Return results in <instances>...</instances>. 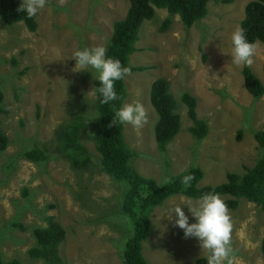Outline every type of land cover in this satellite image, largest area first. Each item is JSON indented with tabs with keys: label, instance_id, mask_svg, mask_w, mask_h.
Listing matches in <instances>:
<instances>
[{
	"label": "rangeland",
	"instance_id": "1",
	"mask_svg": "<svg viewBox=\"0 0 264 264\" xmlns=\"http://www.w3.org/2000/svg\"><path fill=\"white\" fill-rule=\"evenodd\" d=\"M251 0L209 1L207 14L185 26L178 14L157 8L145 19L129 56L131 66H146L124 77L125 103L140 102L147 123L140 129L123 124V136L135 152L132 162L144 176L163 183L166 178L199 167V187L226 180L227 172L242 174L263 155L254 132L264 130V95L252 96L243 83L242 68L232 63L231 33ZM129 0H48L35 16L31 32L22 22L7 24L0 17V90L5 113L0 129L8 145L0 151V260L45 264L29 257L35 245L32 230L47 225L52 215L65 230L58 246L63 264H122L121 251L132 234V222L121 204L127 182L107 174L93 140L98 122L94 69L72 72L77 49L107 47L113 22L123 18ZM168 25L162 29L165 20ZM249 66L264 84V45L255 41ZM167 79L180 117V128L160 150L154 137L157 114L150 103L153 80ZM183 92L196 98L197 117L207 134L189 132L192 121L181 100ZM77 112L85 126L80 135L89 163L74 169L57 150L56 130ZM96 117V118H95ZM46 150L47 159L31 162L22 156L32 147ZM223 200L227 195H219ZM182 200L173 194L150 210V233L142 241L146 264H195L206 257L196 237H185L170 209ZM229 209L233 222L234 264H264V211L245 198ZM189 223L196 218L182 205ZM14 224L25 227L21 229Z\"/></svg>",
	"mask_w": 264,
	"mask_h": 264
},
{
	"label": "trees",
	"instance_id": "2",
	"mask_svg": "<svg viewBox=\"0 0 264 264\" xmlns=\"http://www.w3.org/2000/svg\"><path fill=\"white\" fill-rule=\"evenodd\" d=\"M209 1L229 2L231 0H129V6L123 18L113 22L106 55L119 59L124 66H131L129 56L135 50L134 45L138 39L139 28L145 19L154 16L155 8H165L169 13L178 14L182 23L190 27L207 14ZM20 3L21 0H0V17L7 24L22 22L27 30L33 32L37 28L35 16L29 19L25 12L17 11ZM168 22V19L164 21L162 29L168 25ZM240 25L244 27L250 42L255 43L259 40L264 45V0H251L245 5L244 17ZM145 68L146 66H131L132 71ZM242 75L244 86L252 96L257 98L264 95L263 82L249 66H243ZM99 86L100 81L96 79L93 90L99 117L93 140L100 153V164L107 174L128 184L123 194L121 207L125 216H128L132 222V234L125 241L121 251L122 264H146V258L142 253V241L150 233V210L173 194L197 199L203 194L214 192L229 196L224 200L229 209L238 206L239 198H245L264 211V130H257L253 134L263 155L255 161L253 166H244L242 174L227 172L224 182L199 187L197 183L203 176V172L199 167H192L174 176L171 179L172 183L164 184L139 173L132 162L135 152L127 145L123 136V123H112L116 110L122 107L126 97L124 78L115 82L118 99L108 104L101 103ZM149 100L157 114L154 124L155 141L160 150H165L180 128V117L175 111V100L166 78L159 77L152 81ZM181 100L187 106V114L192 121L189 132L197 138H203L207 134L208 125L205 120L197 117L196 98L188 92H183ZM5 112L3 92L0 90V114ZM84 126V117L82 113L77 112L68 123L56 130L57 150L64 155L74 169L84 168L89 163L87 149L80 141ZM8 141L7 135L0 129V151L6 149ZM22 156L36 163L45 161L48 157L45 149L36 146L24 151ZM189 174L194 179L190 182V186L185 187L181 180ZM14 225L25 229L23 225ZM32 234L35 245L28 249L29 257L40 258L45 264H63L58 246L65 238V230L52 215L47 216L46 226L34 228ZM260 249L264 258V238L260 241ZM0 264L21 263L17 258H13L8 261L0 260ZM195 264H207V261L205 257H200L195 260Z\"/></svg>",
	"mask_w": 264,
	"mask_h": 264
},
{
	"label": "clouds",
	"instance_id": "3",
	"mask_svg": "<svg viewBox=\"0 0 264 264\" xmlns=\"http://www.w3.org/2000/svg\"><path fill=\"white\" fill-rule=\"evenodd\" d=\"M48 0H21L17 9L25 12L31 19L43 9ZM63 5L66 0H59ZM231 58L236 66H251L255 55V44L250 42L242 25L237 24L231 33ZM107 49L103 45L92 48L77 49L71 59L75 60L72 72H81L94 69L100 81L98 92L101 95V103L108 104L118 99L115 90V82L122 80L131 74V66L122 65L119 59L106 55ZM99 117V116H97ZM96 118V117H95ZM147 111L140 102L125 103L115 112L112 123L129 124L135 129L142 128L147 123ZM194 177L185 175L181 183L188 187ZM164 184L172 183L170 178L163 181ZM182 205L196 218L195 223H189ZM175 213V225L183 229L185 237H196L200 241L202 250L207 252L205 257L207 264H234L232 231L233 222L229 209L224 200L214 192L203 194L194 205L191 201L182 200L174 204L170 209L169 219Z\"/></svg>",
	"mask_w": 264,
	"mask_h": 264
},
{
	"label": "crops",
	"instance_id": "4",
	"mask_svg": "<svg viewBox=\"0 0 264 264\" xmlns=\"http://www.w3.org/2000/svg\"><path fill=\"white\" fill-rule=\"evenodd\" d=\"M156 9H157V8H155V11H156ZM137 41H138V39H137ZM137 41H136V42H137Z\"/></svg>",
	"mask_w": 264,
	"mask_h": 264
}]
</instances>
